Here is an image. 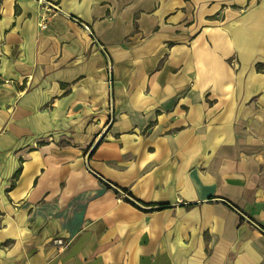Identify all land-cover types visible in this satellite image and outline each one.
I'll return each instance as SVG.
<instances>
[{
	"label": "crops",
	"instance_id": "1",
	"mask_svg": "<svg viewBox=\"0 0 264 264\" xmlns=\"http://www.w3.org/2000/svg\"><path fill=\"white\" fill-rule=\"evenodd\" d=\"M0 264H264V0H0Z\"/></svg>",
	"mask_w": 264,
	"mask_h": 264
},
{
	"label": "built area",
	"instance_id": "2",
	"mask_svg": "<svg viewBox=\"0 0 264 264\" xmlns=\"http://www.w3.org/2000/svg\"><path fill=\"white\" fill-rule=\"evenodd\" d=\"M47 6L49 7H54L56 8L57 6L54 5V4H47ZM45 17L42 15L41 18H40V22H39V27L40 28H44L46 26V23H45ZM115 187V186H114ZM115 189L119 192V198H130L132 200V198L125 192L121 191L119 188L115 187ZM60 244H62L61 241H59Z\"/></svg>",
	"mask_w": 264,
	"mask_h": 264
},
{
	"label": "water",
	"instance_id": "3",
	"mask_svg": "<svg viewBox=\"0 0 264 264\" xmlns=\"http://www.w3.org/2000/svg\"><path fill=\"white\" fill-rule=\"evenodd\" d=\"M98 139H100V138H98ZM97 141H98V140H97ZM97 141L94 143V145L97 143ZM94 145H93V146H94ZM90 151H91V150H90ZM88 153H89V152H88ZM133 201H134V200H133Z\"/></svg>",
	"mask_w": 264,
	"mask_h": 264
}]
</instances>
